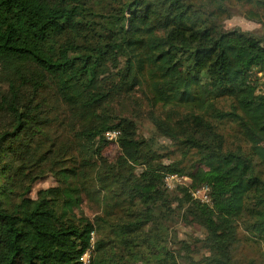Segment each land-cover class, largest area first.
Segmentation results:
<instances>
[{"label":"trees","instance_id":"trees-1","mask_svg":"<svg viewBox=\"0 0 264 264\" xmlns=\"http://www.w3.org/2000/svg\"><path fill=\"white\" fill-rule=\"evenodd\" d=\"M241 4L253 8L245 11L248 20L263 22L264 0H202V5L196 0H0V55H17L22 63L41 69L55 82L58 97L80 117L94 121L97 109L112 96V90H103L101 78L109 62L118 58L125 59L120 85H143L155 102L191 108L177 123L156 119L155 124L164 136L182 141L203 162H211L209 170L198 166L191 174V187L207 184L213 205L193 201L186 213L205 231L209 255L203 264H239L232 258L236 237L231 223L245 215H250L252 236L264 252V82L251 78L252 70L264 67V33L224 27V20L235 14L234 6ZM102 20L110 27L105 31L108 39L93 44L87 31ZM23 83H12L0 97V118H7L0 121V154L3 144L18 138L29 124ZM41 86L38 81L33 86L36 95ZM221 99L232 101L231 110L215 105ZM197 109H206L217 121L233 120L239 128L237 143L225 148L223 135ZM119 119L115 125L98 128L94 123L82 130L103 143L108 130L120 129L122 134L123 155L103 177L99 173L96 187L82 188L77 169L61 166L66 160L53 163L60 185L40 190L36 199L28 193L37 173L27 177L14 203L6 198L9 189L0 185V264H84L82 257L100 220L92 221L80 211L82 192L91 194L93 188L98 194L111 191L107 208L113 217L120 208L133 218L135 201H141L146 218L140 219L146 221L139 222L158 226L156 210L170 222L176 220V208L167 203L162 211L159 202L166 191L164 175L182 169L175 163L158 167L150 162L136 177L135 164L148 163L151 153L137 149L136 124ZM0 156L10 162L18 157L16 151ZM183 193L186 205L192 197L186 188ZM135 226L130 221L119 230L124 235V229ZM165 261L159 259V264ZM93 264L118 262H107L101 252Z\"/></svg>","mask_w":264,"mask_h":264},{"label":"rangeland","instance_id":"rangeland-1","mask_svg":"<svg viewBox=\"0 0 264 264\" xmlns=\"http://www.w3.org/2000/svg\"><path fill=\"white\" fill-rule=\"evenodd\" d=\"M196 1L202 5V0ZM233 11L234 16L223 22L226 29L241 28L264 33V9L261 10L262 23L250 21L245 17V11H253L252 6L241 4L237 8L234 6ZM88 19L99 20L93 17ZM103 20L101 25L92 26V29L87 31L93 44L104 43L108 39V32L105 31L110 27L106 26ZM80 55L73 54V57L78 58ZM124 64L125 59L118 58V61L109 62L105 67L101 78L105 84H101L105 92L109 93L112 90V96L97 109L96 119L91 121L80 117L72 106L58 97L55 82L37 66L22 63L17 55H0V97L10 91L12 83L20 85L24 81L26 84L21 85L23 86L22 104L29 113V124L20 136L5 142L2 146V152L8 154L16 151L18 157H14V161L10 162L0 156V185L9 189L6 198L8 197V202L14 203L19 200L17 194L22 192L27 177L37 173L39 178L28 193L29 198L36 199L40 190L60 185L53 174L54 168L58 169V166L55 167L53 163L54 160H66L61 166L77 169V183L82 188L87 185L96 187L100 184L99 173L103 177L106 169L115 167L123 155L119 144L122 134L120 129L108 130L103 135L106 140V143H103L100 137L84 136L82 130L94 123L99 128L103 125H115L120 121L119 118H128L136 124V141L139 142L137 149L151 153L148 163L141 160V164H135L136 177H139L150 162L158 167L175 163L182 169V172L172 173L177 174L179 179L172 180L171 189L165 186L166 174L164 175L163 187L166 191L159 202L162 211H166L168 203L169 206L176 208L178 216L174 222H170L167 217L161 216L160 210H156L153 217L158 221L156 222L158 226L153 227L150 222H139L146 221L143 220L146 218V211L143 202L135 201L133 218L127 217L120 208L113 217L107 208V204L112 203L108 198L111 191L100 194L97 188H93L91 194L83 191L80 211L92 221L99 217L100 220L97 221L99 225L93 233L92 246L84 254L82 261L84 264H93L95 260L96 263L102 252L107 262L114 260L118 264L121 262L122 264H159V259L165 261L170 256L173 258L165 261L164 264H203L202 261L209 255L205 245V231L191 215L186 213L193 201L213 205V201L210 204L202 203L192 195V191L203 184L191 187L193 182L191 174L198 166L209 170L211 162H203L196 151L182 141L164 136L155 124L156 119H162L166 123H177L190 112L191 108L186 104L155 102L153 94L143 85L133 89H129L127 84L120 85V69ZM258 70L251 71V78L262 83L264 77L260 76ZM37 81L41 82L42 86L36 95L33 86ZM259 88L263 91L262 86ZM209 104L210 102L208 106ZM215 105L221 110L229 111L232 101L221 99L216 101ZM196 111L223 135L225 148H228L233 141L237 143L236 135L239 128L233 120L217 121L206 109ZM6 119L1 117L0 121ZM116 131L120 134L113 136L112 133ZM241 144L246 148L244 143ZM184 188L188 189L192 197L186 205L181 202ZM130 221L136 222L137 226L131 231L124 229L123 235L119 228H123ZM250 224V215L232 221L231 225L236 237V241L232 244V258L239 264H264V252L260 242L256 241L258 239L252 236Z\"/></svg>","mask_w":264,"mask_h":264},{"label":"built area","instance_id":"built-area-1","mask_svg":"<svg viewBox=\"0 0 264 264\" xmlns=\"http://www.w3.org/2000/svg\"><path fill=\"white\" fill-rule=\"evenodd\" d=\"M259 70L258 73L260 74V76L264 77V67ZM118 134H120V132L116 131L112 133L113 136H117ZM177 179H179L177 174H172V173L167 174L165 176V186L171 189L172 180H177ZM210 192H211L210 187L207 184H203L200 187L195 188L192 191V195L194 198L199 199L202 203L210 204L212 201Z\"/></svg>","mask_w":264,"mask_h":264}]
</instances>
